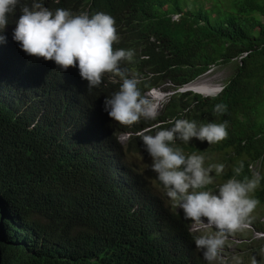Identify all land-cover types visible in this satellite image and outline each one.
I'll return each mask as SVG.
<instances>
[{
    "label": "trees",
    "instance_id": "1",
    "mask_svg": "<svg viewBox=\"0 0 264 264\" xmlns=\"http://www.w3.org/2000/svg\"><path fill=\"white\" fill-rule=\"evenodd\" d=\"M32 2L20 0L7 29H15L21 7ZM38 2L69 12L107 11L119 37L114 48L134 52L120 67L140 81L142 95L165 83L174 91L157 120H226L227 139L209 151L206 141L193 147L205 151L206 164L208 152L220 156L218 163H233L222 178H233L242 162L235 178L258 176L252 195L257 209L264 206V0H216L209 9L191 0ZM0 35L6 37L0 43V264H206L185 222L150 180L144 146L143 155L118 143L119 133L150 124L143 118L122 126L104 110L102 96L120 78L105 74L102 82L110 85L89 91L77 67L38 65L13 33ZM214 66L231 68L215 98L176 91ZM221 103L227 111L217 114ZM179 143L171 146L182 149ZM255 213L249 224L264 234L263 213L254 219ZM247 240L241 249L264 260L256 250L264 240Z\"/></svg>",
    "mask_w": 264,
    "mask_h": 264
},
{
    "label": "clouds",
    "instance_id": "2",
    "mask_svg": "<svg viewBox=\"0 0 264 264\" xmlns=\"http://www.w3.org/2000/svg\"><path fill=\"white\" fill-rule=\"evenodd\" d=\"M19 4L20 0H0V34L13 33V40L28 56L35 57L38 65H56L61 71L77 67L80 77L87 81L89 91L110 85L102 82L105 74L120 78V86L115 83L117 86L110 85L112 90L102 96L104 110L114 122L122 126L138 124L143 118L150 124L137 132L119 133L118 139L122 135L128 139L124 144L117 139L118 143L124 148L134 146L139 149L144 146L149 155L146 161L152 159L150 180L158 185L162 196L167 197V204L185 222L193 246L205 263L220 264L225 243L233 238L237 240L246 230H251L249 222L259 204L252 194L258 188L260 178H235L243 171L242 162L235 167L233 178H222L224 175L220 173L223 172L224 165L215 166L218 174L215 175V171L213 173V169L209 167L211 153L208 152L209 161L206 164L202 153L205 151L201 152L193 147L197 140L206 141L207 147L203 148L209 151L211 144L227 139L228 122L225 120L222 123L200 124L180 118L157 120L166 105L157 115L153 107L155 103L151 104L144 96L146 93L153 94L157 88L142 95L138 87L140 81L135 76L129 77L126 69H121V62H131L134 52L122 47L114 48L119 37L115 19L107 11L80 8L71 13L33 0L29 7H21L22 14L16 21L15 29L9 30L6 28L8 16L15 12ZM5 40L6 37L0 35V43ZM189 84L176 91L215 98L222 88L213 87V92L204 95L189 88ZM173 93L169 87V92L159 93L155 99L167 94L171 97ZM226 111L227 106L222 103L214 107L217 114ZM157 128L161 130L149 135ZM133 137L138 138L140 146L135 144ZM176 141H180L182 149L171 146ZM142 153L144 155L143 150ZM250 171L257 174V171ZM216 179L219 182H215ZM241 247L240 252L227 257V264H237L239 260L251 261V264H261L264 261L242 253ZM261 251L264 254V249ZM249 256L251 258L247 259Z\"/></svg>",
    "mask_w": 264,
    "mask_h": 264
},
{
    "label": "rangeland",
    "instance_id": "3",
    "mask_svg": "<svg viewBox=\"0 0 264 264\" xmlns=\"http://www.w3.org/2000/svg\"><path fill=\"white\" fill-rule=\"evenodd\" d=\"M191 1H195L196 5H200L202 6L204 9H209L214 5V2L216 0H191ZM176 18V17H173ZM231 73V68L229 66H214V67H210V69L208 71H206L202 76H200L199 78H197L196 80H194L193 82H191V84H189V88L191 85L199 83V85H203L205 86H209L206 87V92L205 94L207 95V93L209 92H213V87H221L223 82L227 79V77L229 76V74ZM169 87L170 85L168 83L162 84L160 88L154 89V93L150 94V93H146L144 96L146 99H148L150 101V103H155L153 105V107L156 109L157 111V115L162 111V109L164 108V106L167 104L168 99L170 97V94L161 96L160 99H155L156 96L160 93H164V92H169ZM178 92H186V91H180L178 90ZM128 139L125 137V135H122L119 137V142L121 144L125 143V140ZM211 158V163L209 165V167H211L213 169V172L215 171V166L216 165H224V169L223 172L221 173H229L232 171V168L229 165H232L233 163H228L229 165H226V163H218V161H220V156L217 153H212L210 155ZM145 163L148 164L147 169H151V165H152V159L150 158L148 161H146ZM250 170H254L255 172L257 171L256 167L252 166L250 167ZM215 182H219V179H216ZM257 213H263V217L261 218V222H264V206H261L260 209H257L254 219L257 218ZM253 239L254 241H258L260 239L264 240V235L263 234H258L256 235L254 233V231L252 230H246L244 233H242L239 238L236 239H230L228 241V243H225L224 248L221 251V257H220V264H227V257L230 255H234L238 252H240V247L241 246H246L248 245V238ZM264 249V246L261 244V242H257V246H256V250H262ZM242 253H246V250H243ZM237 264H251V261H247V260H239V262ZM264 264V261L261 263Z\"/></svg>",
    "mask_w": 264,
    "mask_h": 264
},
{
    "label": "bare ground",
    "instance_id": "4",
    "mask_svg": "<svg viewBox=\"0 0 264 264\" xmlns=\"http://www.w3.org/2000/svg\"><path fill=\"white\" fill-rule=\"evenodd\" d=\"M206 87H209V86H203V85H199V83H196V84H193V85H191L190 86V88L191 89H193V90H195V91H197V92H200V93H202V94H204V95H206L205 94V92H206Z\"/></svg>",
    "mask_w": 264,
    "mask_h": 264
}]
</instances>
